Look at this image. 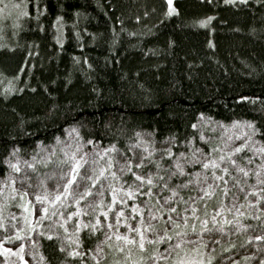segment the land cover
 I'll return each mask as SVG.
<instances>
[{
    "label": "trees",
    "instance_id": "obj_1",
    "mask_svg": "<svg viewBox=\"0 0 264 264\" xmlns=\"http://www.w3.org/2000/svg\"><path fill=\"white\" fill-rule=\"evenodd\" d=\"M6 1L22 16L0 21V180L16 163L37 212L16 264H121L114 234L137 220L164 237L146 257L189 239L204 264H264V187L236 183L210 128L249 123L264 148V0Z\"/></svg>",
    "mask_w": 264,
    "mask_h": 264
},
{
    "label": "rangeland",
    "instance_id": "obj_2",
    "mask_svg": "<svg viewBox=\"0 0 264 264\" xmlns=\"http://www.w3.org/2000/svg\"><path fill=\"white\" fill-rule=\"evenodd\" d=\"M167 1L169 4V0ZM172 2L173 0H171V4H169V6L172 5ZM19 9L20 7L18 4L15 3L11 4V2L8 3L6 0H0V21L2 19H8L11 21V23H13L17 19V17L22 16L20 15L21 12L19 11ZM210 128L212 130H219L220 136L217 138L223 143L221 145L223 156L228 155L230 159L233 157L232 162L235 161V165L237 169L239 168L244 170V172L240 171L243 174L241 175L240 179L237 182L239 181L243 182L242 180H244L246 181V183L247 181H249L250 184V179H251L252 186L264 187L263 186L264 185L263 182L264 181V148L253 136V132L250 124L246 122L233 123L226 126L220 124H214V125L212 124ZM242 144L243 146L239 150ZM235 151L237 152L235 153ZM241 151L247 152L249 155H251V157H248L249 162H248V166L245 169L240 167L236 163V161L240 159L237 160L235 159L237 156H239V154H241L240 153ZM46 152H49V150H47ZM46 152L42 157L43 162L46 160L45 159L47 156ZM254 158L256 161H259L258 164L253 161ZM225 161L228 162V160L226 159ZM10 165L11 166L9 173L3 179L0 180V206H1L0 208L1 211H3L2 208L5 209L11 204L16 208H18L17 210L18 212L14 211V214L13 213L11 214L7 213V215L3 214V218L6 219V220H2L5 221L6 231H4L5 233L4 235L5 237L12 236V239L8 241L9 244H6L2 249H0V252L1 254H3L4 258H6L7 260L10 259L9 263L16 264L17 263L16 260L22 262L21 259H23L24 253H23V249L20 247V243L22 240L18 242H14L13 244H11L10 242L12 240L17 239L22 231L30 230L33 221L37 216V212H35L31 197L23 196L21 193V188L19 187L18 181L21 180L22 176L20 175V177H18L16 174V171H18L20 168L18 169L17 164L16 163L13 164V162ZM254 166H255V171H257L256 174L251 171ZM231 168L233 170V167ZM54 172L55 170H51L50 172L51 182H54V175H55ZM245 172H247V175L244 174ZM236 174L239 175V173ZM260 177L263 179V181L260 179ZM258 180L260 181L259 183L257 182ZM51 182L48 183L47 185H44L45 188L48 185H51L52 184ZM206 182L209 184V181ZM242 184H244V182ZM197 186L199 189L200 188L199 183ZM236 186L238 187V185ZM53 190L54 189L49 186L48 190L46 191V194H50ZM256 191L258 193H261L262 189L261 191L260 189H256ZM263 197H264V193H263ZM141 223L142 221L137 220L136 223H131V225H129V227L125 229H122L120 227V229L114 234L115 237L114 254L117 255L118 258L121 260V264H200V262L203 261V254L198 252V249L196 248V243L189 239L182 240L174 244L169 243V247H166L161 251L160 248H158V251L153 250L150 257L144 256V252H142L141 250L147 244H150V241L151 242L158 241V244H160V240L158 239L160 234L146 233L142 229ZM141 234H143L144 236L143 248L140 247ZM205 237L208 240L206 243L208 248H212L213 243H217L218 241L217 240L215 242V240H213L215 237L213 238V235L211 236L210 234H207ZM207 246H205V248ZM22 247H23V243H22ZM145 252H149V250L146 249ZM241 253L243 252H240V254ZM6 259H4L0 264H6L7 263ZM218 264H222V263L219 262Z\"/></svg>",
    "mask_w": 264,
    "mask_h": 264
},
{
    "label": "snow or ice",
    "instance_id": "obj_3",
    "mask_svg": "<svg viewBox=\"0 0 264 264\" xmlns=\"http://www.w3.org/2000/svg\"><path fill=\"white\" fill-rule=\"evenodd\" d=\"M169 4H171V0H169ZM238 150V149H237ZM168 155H171V153H168ZM221 159H223L222 157H221ZM233 164L235 163V161H233L232 162ZM212 166H213V168H215L217 165L215 164V162L213 161L212 162ZM137 167H140V165H137ZM176 167L179 169V171L182 173L183 172V168H182V166L179 164V163H177V165H176ZM203 167L204 168H208L209 167V163L208 162H205L204 164H203ZM238 171H241V172H244V170L243 169H237ZM223 171L225 172V173H227V168H225V169H223ZM245 175H247V172H245L244 173ZM135 175V174H134ZM172 175H175V173H172ZM196 175H199V174H196ZM73 179H75V177H73ZM90 179V178H89ZM137 179H140V180H143L144 178L143 177H137ZM205 179H207V178H205ZM214 179H216V180H222L223 179V177H220V176H214ZM149 184H151L152 183V180H151V177H149L148 178V181H147ZM198 182V181H197ZM258 183L260 182L259 180L257 181ZM69 183H71V181H69ZM93 183H95V181H93ZM224 183L225 184H227V181H224ZM237 183H239V182H237ZM65 187L67 188V185H65ZM164 187H167V185H165ZM209 187H211L210 185H209ZM225 192H227V188H225V190H224ZM149 192H151V189H149ZM85 194H87V192H85ZM173 195H175V192H173ZM57 198H59V197H57ZM82 198V197H81ZM166 199H171V197H168V198H166ZM166 211H175V209H166ZM117 215H120V213H117ZM169 220H171V217H169L168 218ZM206 223V222H205ZM213 223H215V219L213 218ZM150 230H154V229H150ZM137 231H138V229H137ZM201 231H205V229H201ZM167 234V230H165V235ZM159 239H161V240H163L164 239V237H160ZM169 239H170V237H169ZM257 239H260V237H257ZM143 241H144V236H143V234H141V242H140V247L141 248H143L144 247V244H143ZM150 243H151V241H150ZM154 255H155V253H154ZM211 257L209 258V261H208V264H211ZM200 264H204V262L203 261H201L200 262Z\"/></svg>",
    "mask_w": 264,
    "mask_h": 264
}]
</instances>
